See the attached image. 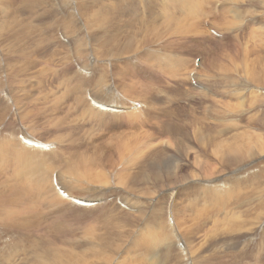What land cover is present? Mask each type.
Here are the masks:
<instances>
[{
    "label": "rangeland",
    "instance_id": "rangeland-1",
    "mask_svg": "<svg viewBox=\"0 0 264 264\" xmlns=\"http://www.w3.org/2000/svg\"><path fill=\"white\" fill-rule=\"evenodd\" d=\"M15 1L17 3H12V0H0V19L2 16V19L0 20V26L2 28L0 27V29L2 30V32L5 31L8 40H10L12 43L11 47L6 49L14 50L17 53H20L27 47H29L28 51L30 50L32 52V49L34 48L43 47L45 48L46 52L45 54H41V56L33 57V59L41 63L38 68L28 65L30 67L29 68L27 64H24L22 62H9V66L15 65L20 68L23 67L27 70L26 74L21 77L15 76L16 68L12 69V72H10V74L8 73L7 59L5 56V52H3L4 55L2 56L0 62V65L2 67V72H0V140H2V135L7 131L10 132L11 135H18L19 133H21L26 138H30V140L32 139L35 142L37 140L42 143H49L48 145L50 148H53L52 145H54L53 149L43 154V156L47 159H44L45 166L42 173L50 177L54 171L55 174H57L58 172L67 173L69 170L77 171L79 173V179L72 180L76 182V184H74L76 188L84 194L83 198L80 196L79 198L85 202L92 201V197H98L104 194L105 197H107L110 192H117L119 193V196L125 195V192H119L121 182L122 180L124 182H127L128 178H131L134 172L141 170L140 166L146 154V151L144 150L142 153L139 151L138 154L128 156L125 159L119 152L126 151V153H134L135 144L133 143L135 141L129 142L127 140H109L110 135L105 133V131L99 132L96 130L95 132L94 130V133L96 135H100L97 138L98 141L90 140V138L88 140H75L73 130L77 124L83 123L78 120V114L74 113V110L72 109L74 108V105L72 104L73 102H66L64 99L61 101L62 103L64 102L63 105L65 106L62 107L63 110L55 111L58 110V108H56L57 106H55L56 104L54 103V98L56 99L55 102L57 103V101L61 100V98L64 96H58L57 91H66V88H68L67 90H73V85L77 86L80 81V79L77 77L76 71L74 72L62 69L57 63V57L52 54V51H54L57 44L65 45L61 42L60 39V41H57V39H54L51 36L53 34L55 35V37L57 36L58 38V32L60 34V31H58V29L60 30V28H56V30L54 28V25L59 16L54 14L58 12L57 8L59 9V13H62L63 9L61 8V3L64 0ZM71 1L74 5L78 7L75 2L76 0ZM88 1L89 5L93 4L92 0ZM109 1L114 2L115 0ZM7 2L11 4L15 3V7L13 5L9 6L10 4H8ZM213 4L214 3L208 5L207 9L209 10V7L213 8L214 5L219 4V9H221L220 11L222 12V15L226 18L227 23L225 21H218L220 19H214L213 21H210V25H208L207 23L205 25L203 19L204 34H202L203 36L201 34L198 36V41L194 40V34H191L190 32H186V34H184V29H179L178 31V28H175V31L172 30L174 29V27H176L175 24H172L168 30L171 33L172 31H174L173 33L177 34V36H174L168 30V32H165V38H163L164 36L156 37V35H151L150 37L149 35L150 40L151 38L153 40L156 37L155 40L158 44L156 45L155 40L148 41L149 38H146L147 36L142 35L139 39L140 44L143 43L140 46L145 45L144 49L140 50L136 54H128L126 52H122L120 56H123V58L113 60L106 59V57L104 56V49L100 41L97 40V36H94L95 33L93 31H91L89 28H86L85 21L82 19L78 10V14L82 20L80 22V25L84 29L83 34L81 35L86 51L85 61L90 60V58L88 57V55H90L92 58V62L88 66H85L84 64H79L78 62L77 63L83 69L85 68L87 70V72H83V74L92 75L80 76V78L84 80L95 81L97 75L100 72L106 71L108 73L107 81H96L108 83V89L106 90L104 96L117 95L136 103L145 104V102H147V107L145 108V118L147 120H150V123L153 124L152 130L160 128L159 130L161 132H164V134H158L154 131V140L180 139L178 142H180L181 145H183L184 141H186L188 147H194L197 149L198 146L195 142L196 138L194 132L192 131L201 129L203 128V126H209L213 128L212 130L216 140L230 142L233 145L238 144V149H233L232 151L228 150L225 152V155L229 156L237 154V156L234 155L233 158L236 156L235 158H240L242 159V162L245 163H242L240 165L239 163L236 164L235 162H233V166L231 165L230 167L225 168V173H222V178L229 180L234 176L235 173H237V171L239 172V170L241 174L244 175L243 170L247 168H244V164L249 163L248 160L246 161L242 157L239 151L240 146L248 144L249 142L253 145L254 142H257L256 140L264 141V82L257 83L258 80L263 81L264 78L261 77L262 74L260 76H257L258 74L253 76L254 71L257 72L260 69L264 70V0H257L254 4L252 3V0L250 2L249 0H240V2L236 3L230 2L229 0H225L224 2L222 1L215 3L214 5ZM232 8L236 11L238 10V12L241 11L242 16L240 15L241 19L239 21H241L240 23H243L242 32V27L232 26L230 29V26H228V23L233 20L232 14L228 13V10ZM31 9L33 11H31ZM182 12L185 14L184 11ZM15 13H17V15L19 16L14 17ZM258 21L259 25H257ZM90 24H92V22H90ZM183 25H185L187 28L190 26L187 21H183ZM209 27L214 28L211 33L207 32V29ZM186 30L187 29H185V31ZM167 33L169 34L166 35ZM183 34L186 36H184ZM221 35H225L228 39V42H220L224 41L221 39ZM237 35L241 39L242 46L240 47L243 48L241 52H237V54L234 55V53L230 52V50L235 49L234 43L238 42V39L233 38V36ZM180 37H182L184 40H182V38ZM145 38L147 39V42L144 41ZM171 38H173V40H171ZM178 38L180 41L177 40ZM69 39L70 41L65 38V40L68 41V44L72 45L71 42L73 41L74 36L69 35ZM159 39L161 40V42ZM157 40H159V42ZM166 40L167 42L169 40L170 44L173 42V44H168ZM193 40L195 43H193ZM145 42L147 45L144 44ZM243 42L246 44H244ZM178 45L180 46L178 47ZM161 46L162 48H160ZM245 46L246 48H244ZM170 47L176 48L177 52L171 53L172 51H168L170 50ZM162 49L166 51L164 52V50L162 51ZM153 51H159L160 54H162L161 58L158 59L153 54H151ZM162 52L165 54H163ZM229 52L233 59H237L238 68L231 67L232 63L230 61V58L228 57ZM169 54L179 56L180 69H173V67L171 66H168L169 68H166L168 58L167 55ZM11 56L14 55L12 54ZM242 59L243 61L241 62ZM246 59L248 60V62H246V66L243 67L242 64L245 62ZM42 69L46 70L42 71ZM70 69L75 70L74 65H70ZM131 69L133 71H131ZM38 71H41L43 75H41V72L39 73ZM141 71L142 73H140ZM193 72H196L195 78H198L199 81L202 82V87H206L205 91L197 89L200 86V82H198L196 79V81L192 80L190 84V75ZM44 73L46 75H44ZM52 74H54L55 76ZM72 75H74V77H72ZM41 76L45 77L42 78ZM4 81L7 83V86L3 85ZM66 83H68V85ZM233 83H235L236 85L229 89L222 88L223 86L231 85ZM68 86L71 87V89H69ZM92 87L85 86L82 91L85 92L88 89H91ZM237 87L244 88L241 97L239 95L235 97H230L229 94L232 89ZM209 88L211 90H214V92H217V95L215 96V94L211 90H209ZM52 90L54 92H52ZM220 94H222L223 97H221ZM253 95L257 96L258 98H253ZM214 96L216 100L211 99L210 104H205L203 99ZM250 98L251 101L253 103L256 102V104L254 103V105H252V102L250 103ZM70 103L72 104L71 107ZM242 103H244L245 105L243 106V109H241L240 107ZM202 106L204 108H202ZM3 107H6L10 110L4 111ZM41 107L43 109H41ZM202 111H204V115L207 119L206 122H199L198 125H191V120H195L194 115L198 116ZM209 111L213 112L212 114L214 115L217 114L214 119L211 117ZM178 115L182 117L180 118V120H178ZM260 117L262 122H260ZM220 120H223L222 122L224 123H218ZM125 125L129 127L133 126L130 122L129 124L125 123ZM59 126L62 127V133L56 134L55 131L58 129ZM168 126L173 127L170 128ZM92 128L93 127H87L86 130L89 131ZM177 128L180 130L181 133H176L174 136L172 135V133H170V131L166 132V130H174ZM126 133H130V131H127ZM166 133H168L170 136L167 135L165 137H162ZM14 141L13 144H8L12 148L14 147ZM89 143L92 144V146H89ZM136 143H140L139 138ZM160 145L161 142L158 144V147L161 150L165 151L166 146L164 145L162 147ZM55 146L58 150L55 148ZM170 149L167 151V153H161L155 158L158 161H162L167 157L168 153L170 154L171 151L172 153L176 154V151L174 149ZM99 151L100 153H98ZM57 152L58 156H56ZM205 159H207L208 161L211 158L206 157ZM255 160L257 161L255 162L254 166L258 163L259 166L261 165V169L263 170L264 153L256 157ZM193 162L194 159L192 158V160H190V164L188 162L187 167H185V169L188 170L189 168L190 171H194V167L196 166L192 165ZM208 162L215 163L216 161L211 159ZM258 164L254 168L256 169V171L253 168L250 170L251 173H254L256 176L261 173L264 174V170L262 171L260 170V168H256L259 167ZM103 169L104 171L106 170V177L109 179L110 182L109 186L105 185L103 182ZM149 170L150 168H147L148 173ZM111 171H115V173H112ZM188 172L189 170L187 172H184V174L187 173L185 174L186 179L190 176ZM231 172L234 173L232 174ZM96 173H99L101 176L97 175ZM154 173L156 175H160V177L165 181V183L157 184L153 187V189H150L149 182L140 184L137 183L136 186L138 191V200L142 206L141 209H144L145 211L140 219V230L146 231L147 234L151 236V230L156 227V214H160L162 217L161 222H164L165 207L168 202L173 198V201L176 200V205L178 206V208L181 207L178 209V212L180 213L179 219L182 220V223H187L186 225L188 226L187 228L189 230L188 236L190 240L195 242L193 245H191V247H189L194 253V264H264V228H262L260 224L255 223V225H253L251 223L248 226L249 228H245L241 231V233H237L236 231L235 233H233L230 229L232 227H224L225 221L226 223L229 222L231 216L234 214H239L240 211L243 213L247 212L246 214L250 213L249 215H252L257 209L259 212L263 210L262 205L259 206L258 202L259 204H262L261 200L264 202V192H262L264 191V175L260 177V181L256 186L258 187L259 183H262V190H258L255 185L252 186V188L247 189L246 185L240 186L241 184L239 182L235 183L237 186H239L236 188L234 193L231 194V196L225 198L219 206L214 207L217 211H215V209L209 204V213L213 209L211 212L212 214L210 213L211 215L209 214L208 217L203 218L202 221H200L201 218L198 217L199 223L197 225L199 226V228H191L192 222L190 221V219L192 217L193 222L195 223L196 216H192L191 203L189 201L190 198H188L186 192L181 187H178L177 189H175L176 187L173 188L172 184L175 183L174 180H170L167 186V178L161 166H156L154 168ZM120 175H122L123 177ZM180 176L181 174H179V177ZM198 182H202L204 184L211 183L213 185L214 179H206L202 177L194 180L195 184ZM222 183H218V186ZM117 184L119 185V187ZM197 188L199 187H196V185H194L190 189L191 199L193 203L196 199V193H198L196 192ZM74 197L77 198L76 196ZM242 200L245 202L242 208L239 210L234 208V206H238V204H240ZM103 201L105 202V200ZM106 201L108 203L102 206V208H106L111 202L116 201V197L108 198ZM92 203L93 204L90 207H96L100 202L98 200L92 201ZM4 205L7 206L8 204L5 202ZM184 206L185 209L187 208L186 210L184 209ZM169 210L170 208L166 210V214L169 212ZM23 215L24 221L22 217V224H29V222L34 217L33 206L32 208L26 209ZM226 215L227 217H229V219H226ZM220 220L222 221V223L220 222ZM35 224L36 222H32L30 225L32 229H27L29 233L28 236H30V234L33 232ZM208 224L210 225L207 226ZM213 224L215 226H213ZM44 226L45 225L40 224V227L37 228L41 229V232L37 230L36 227L34 228L36 229L34 231L36 237H43L42 239H40L41 247H43V239L45 240L46 238L44 237L45 235H47ZM145 226H147V228H145ZM82 230L83 229L76 230L73 236L74 238L72 244L75 243L76 245L71 246V250L75 248L74 253L83 256V259H81L83 261H79V263H77L76 261L75 264H96L97 256L99 255L96 254V251H94L95 248L92 247L90 244V237L92 236V234H88L85 230H83L84 232ZM81 231L83 232V234ZM115 231L121 233L123 229L120 226H115ZM85 232L87 234H85ZM80 233L82 234L81 237ZM40 234L42 235L37 236ZM76 235L79 238L76 237ZM253 235L256 236V243L252 244L249 242L248 244H246V238H250ZM7 237L6 235H4V241ZM207 238L210 239L207 240ZM2 239L0 240V260L8 256L9 250L7 249V246H12L13 243L12 238L10 239V242L4 244L2 243ZM128 242H125L123 240L122 242H120V244L125 248ZM16 243L23 244L24 242L22 240H16ZM106 243L111 248L110 251L108 250L106 253L113 255L114 246L117 243L116 240L112 237H108L106 238ZM86 244L90 245V247ZM59 247L63 248V246L61 245H59ZM225 247H228L227 249L229 253L226 251ZM88 248H92L93 251L86 250ZM123 250L124 249H122L121 252ZM131 252L132 251L128 252V254L123 255L125 259L121 264H125L126 261L127 264H135L133 261H129V255L131 254ZM214 254L220 257V259H218V257L216 258ZM245 255H249V259H246L241 262L242 256ZM118 257L121 256H116L114 260ZM169 258H175V264H184L183 259L175 255L174 252H171L169 256H165L163 253V260H167ZM31 260L32 255L28 250L27 255L25 257L22 256L20 259H16L13 264H27ZM84 261H87V263ZM138 262L136 264H144L143 261V263H140L141 261Z\"/></svg>",
    "mask_w": 264,
    "mask_h": 264
},
{
    "label": "bare ground",
    "instance_id": "bare-ground-1",
    "mask_svg": "<svg viewBox=\"0 0 264 264\" xmlns=\"http://www.w3.org/2000/svg\"><path fill=\"white\" fill-rule=\"evenodd\" d=\"M92 1L93 4L89 5L88 0H76L75 2L78 5L77 7L76 5L73 4L71 0H64L62 1V3L60 2L61 8L63 9L62 13H59V9L57 8L58 12L54 14L59 16L54 25V28L55 30L56 28L57 29L60 28V30L58 29V31H60V34L58 32V38L57 36L55 37V35L53 34L51 36L54 39H57V41L61 40V42L64 43L66 46L63 44L60 45L57 44L54 51H52V54L57 57V63L60 65L62 69H66L74 72L76 71L77 77L80 79L77 86L73 85L72 87L73 90L71 89V87L68 86L69 89L71 90H67L68 88H66V91L64 90L61 92L57 91L58 96H63V95L64 96L61 98V100H58L57 98L58 100L57 103L55 102L56 99L54 98V103L56 105L54 103L53 104L57 106L56 108H58V110L55 111L63 110L62 107L64 106L63 105L64 102L62 103L61 102L62 100L65 99L66 102L67 101L73 102L72 104L74 105L73 106L74 108L72 109L74 110V113L78 114V120H80L83 123V124H77L73 130L75 140H88L89 138L90 140H97V138L100 136L94 133V130L95 132L97 130L99 132L105 131V133L110 135L109 140H127L129 142L135 141L133 143L135 144L134 149L137 150L136 151L134 150V153H130V152L126 153V151H121L119 153L126 159L128 156L138 154L139 151L142 153L145 150L146 154L140 166L141 170L134 172L132 174V177L128 178L127 182L126 181L124 182L122 179L125 178H122L120 187L117 184L119 187V192H125L127 195L125 194L123 196H119V193L117 192L116 193L110 192L107 197H105V194L98 197H92L91 199L92 201L99 200L100 203H98V206L96 207H90L93 204L92 201L85 202L79 198V196L83 198L84 194L76 188V186L74 185L76 184V182L72 180V179H79V173L77 171L69 170L67 173L58 172L57 174H55L54 171L50 177L42 173L45 166L44 159H47L43 156V154L53 149L54 145H52L53 148H50L48 145L49 143H42L37 140L35 142L32 139L30 140V138L29 139L26 138L21 133H19L18 135H11L10 132L6 131L2 135V140H0V240L4 237V235H6V237L7 236L9 237L5 238V241L3 238L2 243L4 244L10 242L11 238L13 240V243L12 246L11 245L7 246V249L9 250V254L7 257L0 260V264H13L16 259H20L22 256L25 257L27 255L28 250L32 255V260L27 264H75L76 261L77 263H79V261H83L81 260L83 259V256L80 254H75L74 253L75 248L71 250V246L76 245L75 243L74 244L72 243H73V238H74L73 236L75 234V231L78 229H83L88 234L89 233L92 234V236L90 237L91 238L90 244L92 247L95 248L94 251H96V254L99 255L97 256L96 264H119V263L121 264L125 259L123 255L128 254V252L130 251L132 252L129 255L130 258L129 261L131 260V262L133 261L135 264L138 261H141L140 263L144 262V264H175V258H169L167 260L162 259L163 253L165 256H169L171 252H174L175 255L182 258L184 264H194V258H193L194 253L189 247H191V245H193L195 242L190 240L188 236L189 230L187 228L188 226L186 225L187 223L186 222L182 223V220L179 219L180 213L178 212V209L181 207L178 208V206L176 205V200L173 201V198L168 202V204L165 207L164 222H161L162 220L161 215L156 214L155 217L156 227L151 230V234H152L151 236H149L146 231L140 230L139 228L141 223L140 219L145 211L144 209H141L142 206L138 200V196H137L138 191L136 188L137 183L140 184V183L149 182L150 189H153V187L157 184H164L165 181L160 177V175L158 174L156 175L154 173V168L158 165L161 166L167 178L166 180L167 186L170 180H174L175 183L172 184L173 188L176 187L175 189H177L178 187H181L186 192L188 198H190L189 201L191 203L192 216L193 215L196 216L195 223L193 222L192 217L190 219V221L192 222L191 228H199V226L197 225L199 223L198 217H200L201 218L200 221H202L203 218L208 217V215L213 210L212 209L211 212L209 213V207H208L209 204L213 208L217 207L224 201L225 198L231 196V194H233L236 188L239 186V185L237 186L235 183L239 182L241 184L240 186L246 185L247 189L252 188V186L254 185L255 187L257 186L258 182L260 181V177L264 174L261 173L256 176L254 173H251L250 170L252 168L254 169L255 166L258 164L257 163L254 166L255 162L257 161L255 160V158L260 156V154L264 153V143H263L264 141L256 140L257 142H254L253 145L249 142L248 144L240 146L239 151L242 157L246 161L248 160L249 163L244 164V168L247 167L246 169L243 170L244 175H242L239 170V172L237 171V173H235L233 177L231 176L232 178L227 180L225 178H222V173H225V168L230 167L233 162H235L236 164L239 163L240 165L245 162H242V159L240 158H235L237 154H234L236 155L234 158H233L234 155H229V156L225 155V152L228 150L232 151L233 149H238V144L233 145L230 142H225L223 140H216L213 134L212 127L203 126V128L201 129L192 131L194 132L196 138L195 142L198 146L197 149L194 147L193 148L188 147L186 141H184L183 145H181L180 142H178L180 139L154 140V133H153L154 131L157 132L158 134H164V132H161L159 130L160 128L156 130L155 129L152 130L153 124L150 123L151 122L150 120H147L145 118V108L147 107V102H145V104L136 103L124 99L121 96H117V95L104 96L106 90L108 89V83L107 82L102 83L96 81L99 80L107 81L108 73L106 71L100 72L97 75L95 81L84 80L80 78V76H92L91 74L89 75L83 74V72L86 73L87 70L85 68L83 69L79 65V64H84L85 66H88L92 62V58L90 55H88L90 60L85 61L86 51L84 48V43L82 40L83 38L81 35L83 34L84 29L80 25V22L82 21L81 20L82 17V19L85 21L86 28H89L91 31H93L95 33L94 36H97L96 37L97 40L100 41L104 49V56L106 57V59L113 60V59L123 58V56H120L122 52L123 53L126 52L128 54H136L140 50L144 49L145 45L140 46L143 44V43L140 44V39H139L140 36L142 35L147 36L146 38H149V35L150 37L151 35H156V37L164 36L163 38H165L166 37L165 32L169 31L168 29L172 24L176 25V27L173 26L174 29L172 30L175 31V28H178V31L179 29L180 30L184 29V31L182 30L183 32H185L184 34H186V32L188 33L190 32L191 34H194V40L198 41L199 38L198 36L200 34L201 35L204 34L203 19L205 25L206 23L210 25V21L211 20L213 21L214 19L215 20L220 19L218 21H225L227 23L226 18L222 15V12L220 11L221 9H219V4L214 5L215 3L222 1L224 2L225 0H115L114 2L109 0H98V1L92 0ZM229 1L235 3L240 2V0H229ZM250 1L251 0H249V2ZM256 1L257 0H252V3L254 4L256 3ZM13 2L16 1L12 0V3ZM212 3H214L213 5L215 7L214 6L213 8L209 7L208 10L207 9L208 5ZM8 4H10L9 6L11 5L14 6L15 3L14 4L8 3ZM78 10L80 12L81 17L78 14ZM31 11L33 10L31 9ZM182 11H184L185 14ZM228 13L232 14L233 16V20L228 23L230 29L232 26L242 27L241 28L242 29L241 32H242L243 23H240L241 21H239L242 16L241 11L238 12V10L236 11L232 8L228 10ZM15 15H17V13L14 14V17L19 16V15L17 16ZM180 16H184V17H180ZM208 16L210 19L208 18ZM183 21H187V23H189L190 26L187 28L185 25H183ZM90 22H92V24H90ZM257 25H259V21ZM185 29L187 30L185 31ZM213 30L214 28L209 27L207 29V32L211 33V31ZM174 31H172V33L170 31L169 32L174 36H177V34L173 33ZM1 32L2 30L0 29V34H1L0 43L2 47V48L0 47L1 49L0 62L2 56L4 55L3 52H5L9 74L10 72H12V69L14 68H16L15 76L17 77L24 76L27 72V70L23 67L20 68L15 65L9 66V62L12 61L22 62L24 64H27V66L31 65L32 67L34 66L35 68H38V66L41 63L33 59V57L41 56V54H45L46 52L45 48L43 47L34 48L35 50L32 49L33 50L32 52L30 50L28 51L29 47H27L24 50H22L20 53H17L14 50H7L6 48L11 47L12 43L10 40H8L5 31L2 33ZM168 34L169 33H167L166 35ZM69 35L74 36V39L71 42L72 45H69L67 41V40L70 41ZM65 38L67 40H65ZM155 38L153 40H155ZM233 38L238 39V42L234 43L235 49L230 50V52H233L235 55L237 54V52H241L243 47H240L242 46V43L238 35L233 36ZM145 39L144 41L147 42V39L146 40ZM221 39L224 41H220V42H226V41L228 42V39L226 38L225 35H221ZM149 40L150 38L148 39V41ZM159 40L157 41L159 42ZM171 40H173V38H171ZM177 40L180 41L179 38ZM182 40L184 39L182 38ZM194 40L193 43H195ZM146 42L144 44H146ZM167 43L170 44L169 40ZM171 44H173V42ZM89 45H90V41H89ZM156 45L158 44L156 43ZM180 45H178V47ZM160 48H162V46ZM244 48H246V46ZM163 50L164 49H162V51ZM165 51L166 50H164V52ZM168 51H172L171 53L177 52L176 48H171V47L170 50ZM230 52L228 53V57L230 58V61L232 63L231 67L238 68L237 59H233L230 55ZM12 54L14 56H11ZM151 54H153L158 59H160L162 56V54H160L159 51H153ZM167 56L168 58H167L166 68H169L168 66H171L173 67V69H177V68L180 69L179 56L170 55V54ZM242 61L243 59L241 60V62ZM246 62H248L247 59L242 64L243 67L246 66ZM70 65H74L75 70H71ZM132 69L131 71H133ZM45 70L42 69V71ZM0 72H2L1 65H0ZM257 72L254 71L253 76L257 74H258L257 76H260L262 74L261 77L264 78V70L260 69ZM140 73H142V71ZM41 75H43L42 72ZM44 75L46 74L44 73ZM195 76H196V72H193L190 75V84L192 80L196 79L198 82H200V86H201V87L199 86V88L197 89L205 91L206 87H202V82L199 81L198 78H195ZM72 77H74V75H72ZM263 82L264 79L263 81L262 80L257 81V83H263ZM68 83L66 84L68 85ZM3 85L7 86V83L4 81ZM235 85L236 84L233 83L231 85L223 86L222 88L229 89ZM85 86H89V87L94 86V87L83 92L82 89ZM209 90L211 89L209 88ZM211 91L215 94V96L217 95V92H214V90ZM243 91L244 88L242 87L233 88L229 96L235 97L239 95L241 97ZM52 92L54 91L52 90ZM220 95L221 97H223L222 94ZM215 96L203 99L205 104L207 103L210 104L211 99H215ZM252 97L256 99L258 98L255 95H253ZM251 102L252 101L250 98V103ZM244 103H242V105L240 106L241 109H243V106H245ZM254 103L256 104V102ZM254 103L252 102V105H254ZM72 104L70 103V107ZM3 108L4 111L10 110L6 107ZM202 108L204 107L202 106ZM41 109L43 108L41 107ZM209 113L213 119L217 115V114L216 115L212 114L213 112L211 111H209ZM194 117L195 120H191V125H198L199 122H206L207 120L204 115V111L200 112L198 116L194 115ZM180 118L182 117L178 115V120H180ZM222 121L223 120H220L218 123H224ZM129 122L132 123L133 125V126L131 125L132 127L125 125V123L129 124ZM260 122H262V120ZM86 126L93 128L87 131ZM168 127L171 128L173 126H168ZM127 131H130V133H126ZM169 131L170 133H172L173 136L176 133H181L178 128L174 130H170V129L168 131L166 130V132ZM174 131H178V132H174ZM55 133L61 134L62 127L59 126L58 129L55 131ZM167 135L169 134L166 133L162 137H165ZM138 138L140 139V143H136ZM13 141H14V147L12 148L8 144H13ZM27 141L34 142L39 145L41 144L46 145V148L43 149L41 147L30 146L26 143ZM160 142H161L160 146L162 147L164 145L166 146L165 151L161 150L158 147V144ZM88 145L92 146V144L90 143ZM170 148L174 149L176 151V154L172 153L171 151L170 154L168 153L167 157L162 161H158L155 158L161 153H167V151ZM98 153H100V151ZM56 156H58V152ZM206 157H210L211 159L215 160L218 163L216 162L210 163L208 161H210L211 159L207 161V159H205ZM192 158L194 159L192 165L196 167H194V171H190V169L188 168L189 170L188 174L191 177L189 176V178L186 179L185 174L187 173L184 174V172H187L188 170L185 169V167H187L188 162L190 164V160H192ZM147 168H150L149 173L147 172ZM256 168H260V170H262L261 165ZM254 170L256 171V169ZM105 171L103 169V174H102L103 182L105 185L109 186L110 182L109 179L106 177ZM112 173H115V171H113ZM231 173L233 174L234 172ZM96 174L101 176L99 173ZM179 174H181L180 177ZM202 177L206 179H214L213 185L211 183L204 184L202 182H198L196 184L194 183L195 179H199ZM218 183H222V184L218 186ZM194 185H196V187L199 188H197L196 192L198 193H196V199L195 202L193 203L191 199L190 189ZM262 186L263 184L259 183V186L256 188L258 190H262L261 189ZM73 195L76 196L77 198H75ZM113 197H116V201L111 202L106 208H102V206L108 203L106 200L108 198H113ZM103 200H105V202ZM5 202L8 204L7 206H5L6 204L4 205ZM77 202H80L81 205L77 204ZM261 202L262 204H259L258 202L259 206L262 205L263 210L261 212H259L258 209L257 210L254 209L255 213L249 215L250 213L246 214L247 212L243 213L240 211L239 214L232 215L229 222L226 223L225 221L224 227L227 226L229 228L232 227L230 229L232 230L233 233H235V231L237 233H241V231L247 228L251 223L253 225H255V223L260 224L261 227L264 228V202L262 200ZM244 203L245 202L242 200L240 204H238V206H234V208L239 210L242 208ZM32 206L34 210L33 219L29 222V224L28 223L22 224V222L24 221V215H23L24 211L28 208H32ZM169 208H170L169 210L170 214L169 212L166 214V210ZM215 211L217 210L215 209ZM22 217H23V221H22ZM226 219H229L227 215H226ZM32 222H36L35 224L36 229L40 227V224L45 225L44 227L47 235H45L44 237L46 239L45 240L43 239L44 241L43 247H41L40 244L41 243L40 239H42L43 237L40 238L36 237V234L34 232L36 230L34 229L35 227L33 228V232L30 234V236H28L29 233L27 229H32L30 227ZM220 222L222 223L221 220ZM209 225L210 224H208L207 226ZM115 226H120L123 229V231L121 233L116 232ZM213 226L215 225L213 224ZM217 226H218V222H217ZM145 228H147V226H145ZM37 230L41 232V229H37ZM86 232L85 234H87ZM42 234L37 236H41ZM82 234L80 233V237L82 236ZM76 237L78 236L76 235ZM108 237H112L117 242L114 246L113 255L106 253L108 250L110 251L111 249L109 245L106 243V238ZM209 239L207 238V240ZM16 240H22L24 243L17 244ZM123 240L125 242L129 241L126 244L125 248L120 244V242H122ZM249 242L255 244L256 236L253 235L250 238L247 237L246 244H248ZM59 245L63 246V248H60ZM87 246L90 247V245ZM227 248L226 251L228 252ZM122 249L124 250L121 252ZM86 250L93 251L92 248H88ZM116 256H121L123 258L118 257L114 260ZM217 257L218 256H216V258ZM218 259H220V257H218ZM246 259H249V255L242 256L241 262H243ZM84 262L87 263V261ZM125 264H127V261L125 262Z\"/></svg>",
    "mask_w": 264,
    "mask_h": 264
}]
</instances>
